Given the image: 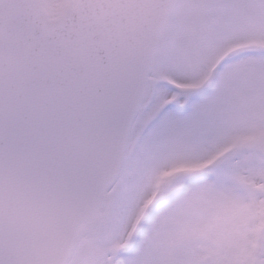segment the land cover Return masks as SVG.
Instances as JSON below:
<instances>
[{
    "label": "snow or ice",
    "instance_id": "1",
    "mask_svg": "<svg viewBox=\"0 0 264 264\" xmlns=\"http://www.w3.org/2000/svg\"><path fill=\"white\" fill-rule=\"evenodd\" d=\"M0 264H264V0H0Z\"/></svg>",
    "mask_w": 264,
    "mask_h": 264
}]
</instances>
